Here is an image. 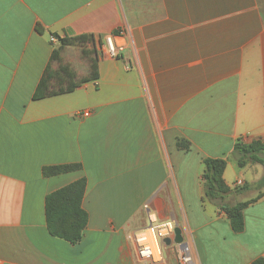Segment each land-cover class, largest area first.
<instances>
[{
	"label": "crops",
	"instance_id": "obj_1",
	"mask_svg": "<svg viewBox=\"0 0 264 264\" xmlns=\"http://www.w3.org/2000/svg\"><path fill=\"white\" fill-rule=\"evenodd\" d=\"M53 35H93L97 78L32 100L48 65L90 75L88 60L83 73L61 63L80 48ZM255 140L264 143V0H0V264H146L132 240L148 225L145 204L192 236L196 264L264 259V195L234 233L201 177L204 159H224L225 202L255 199L236 189L264 167L233 155ZM61 165L80 169L43 176ZM80 179L88 221L71 245L48 234L45 197ZM178 250L165 246L158 264H178Z\"/></svg>",
	"mask_w": 264,
	"mask_h": 264
},
{
	"label": "trees",
	"instance_id": "obj_2",
	"mask_svg": "<svg viewBox=\"0 0 264 264\" xmlns=\"http://www.w3.org/2000/svg\"><path fill=\"white\" fill-rule=\"evenodd\" d=\"M36 31L41 33L42 28L36 25ZM54 38H58L53 35ZM61 46H79L86 44L95 45L93 35L72 36L70 38H58ZM100 43V41H98ZM84 55H88L90 62V75L86 78L76 80L74 73L67 67H60L59 71L49 72V65L46 67L34 93L32 100H39L49 96L72 92L77 86L97 78V57L94 56V48L90 51L82 49ZM93 55V57H90ZM58 58V51L52 52L50 62ZM57 80L58 89L53 88V83ZM65 85V88L62 86ZM178 149H187L188 143L178 140ZM233 155L239 167L245 166L248 162L260 164L264 167V143L255 140L249 144L237 141L233 146ZM202 181L204 188V199L209 200L223 211L229 220L230 227L234 233H241L244 230L243 210L251 203L260 199L264 195V176L252 187L237 188V192L245 190L258 191L257 197L247 202H240L230 205L225 202L230 189L223 181V173L226 168L224 159L206 158L203 160ZM80 169L79 165H61L55 167H45L42 169L44 177L56 176L70 171ZM86 186L85 179H80L64 188L48 194L45 197V219L48 234L54 238L64 240L71 245H76L81 241L82 232L88 221L87 213L82 209V198ZM252 264H264V259L259 258Z\"/></svg>",
	"mask_w": 264,
	"mask_h": 264
},
{
	"label": "built area",
	"instance_id": "obj_3",
	"mask_svg": "<svg viewBox=\"0 0 264 264\" xmlns=\"http://www.w3.org/2000/svg\"><path fill=\"white\" fill-rule=\"evenodd\" d=\"M50 41L55 42L56 39L51 37ZM120 50L121 47L112 43L110 37L106 38V56L108 58H117ZM79 115L88 117L90 114L85 111ZM241 185L242 182H236V186ZM143 209L146 211L148 225L132 235L136 256L146 264H158L162 262V253L165 247L163 240H173L177 224L171 219L159 221L157 216L149 210L148 204H145ZM178 249V264H196L192 251V236L190 234L186 235V237L183 236L182 245L178 246Z\"/></svg>",
	"mask_w": 264,
	"mask_h": 264
},
{
	"label": "rangeland",
	"instance_id": "obj_4",
	"mask_svg": "<svg viewBox=\"0 0 264 264\" xmlns=\"http://www.w3.org/2000/svg\"><path fill=\"white\" fill-rule=\"evenodd\" d=\"M79 47V46H77ZM86 51H90L92 50V45L88 44L87 46H84ZM80 49L82 47H79ZM78 49L76 51H72L71 53L68 54V56L66 58H64L61 63L62 64H71V66L73 67V69H75L78 73H83L86 70V66H87V60L88 59V55H84L83 52ZM90 57H93V55H90ZM53 86L55 89H57V87H59L57 80H55V82L53 83Z\"/></svg>",
	"mask_w": 264,
	"mask_h": 264
},
{
	"label": "water",
	"instance_id": "obj_5",
	"mask_svg": "<svg viewBox=\"0 0 264 264\" xmlns=\"http://www.w3.org/2000/svg\"><path fill=\"white\" fill-rule=\"evenodd\" d=\"M174 234L175 235H174V238H173L172 241L170 239L163 240V244L165 246H170L171 243H173L174 245H177V246H181L182 245L183 236H182L181 230L178 227L175 228Z\"/></svg>",
	"mask_w": 264,
	"mask_h": 264
}]
</instances>
